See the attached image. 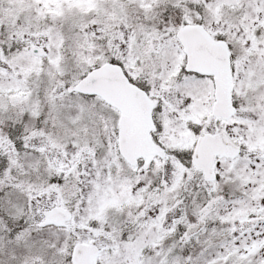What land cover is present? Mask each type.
<instances>
[{"label":"snow or ice","instance_id":"snow-or-ice-1","mask_svg":"<svg viewBox=\"0 0 264 264\" xmlns=\"http://www.w3.org/2000/svg\"><path fill=\"white\" fill-rule=\"evenodd\" d=\"M0 264H264V0H0Z\"/></svg>","mask_w":264,"mask_h":264}]
</instances>
